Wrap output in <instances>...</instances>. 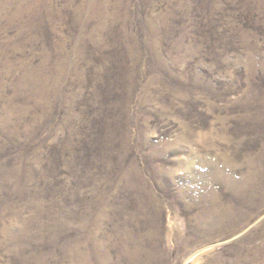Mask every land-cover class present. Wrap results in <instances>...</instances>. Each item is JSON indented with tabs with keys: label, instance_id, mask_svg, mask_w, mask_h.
Instances as JSON below:
<instances>
[{
	"label": "rangeland",
	"instance_id": "1",
	"mask_svg": "<svg viewBox=\"0 0 264 264\" xmlns=\"http://www.w3.org/2000/svg\"><path fill=\"white\" fill-rule=\"evenodd\" d=\"M0 264H264V0H0Z\"/></svg>",
	"mask_w": 264,
	"mask_h": 264
}]
</instances>
